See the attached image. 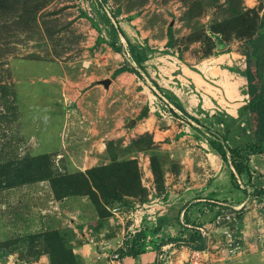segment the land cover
<instances>
[{
  "label": "rangeland",
  "instance_id": "1",
  "mask_svg": "<svg viewBox=\"0 0 264 264\" xmlns=\"http://www.w3.org/2000/svg\"><path fill=\"white\" fill-rule=\"evenodd\" d=\"M112 25L123 52L111 45ZM262 33L264 0H0V264H124L122 252L148 222L189 216L202 203L208 210L194 218L211 213L208 264H264V150L250 159L252 177H234L233 159L213 146L229 157L226 146L264 147V118L246 107L232 124L217 114L197 123L165 97L187 103L182 66L218 68L215 56L232 53L242 101L264 95L261 69L253 58L249 71L246 55ZM125 37L163 92L144 73L100 83L132 64ZM50 169L76 176L68 183L83 194L57 199L41 179ZM230 183L249 200H224L215 211L210 200L221 202ZM230 206L238 209L223 212ZM193 234L188 226L178 237ZM173 248L156 249L159 264H190L195 249Z\"/></svg>",
  "mask_w": 264,
  "mask_h": 264
},
{
  "label": "crops",
  "instance_id": "2",
  "mask_svg": "<svg viewBox=\"0 0 264 264\" xmlns=\"http://www.w3.org/2000/svg\"><path fill=\"white\" fill-rule=\"evenodd\" d=\"M234 57V53L215 56L217 62H223V64H220L218 68L210 66L207 67L206 70H203L200 66L199 70H196L188 65L182 66L184 67L182 68V78L190 83L191 88V90H189L190 92H188L185 88L183 89L187 103L181 96L175 92L172 93L179 98L190 114L198 118L203 123L210 120L213 121V119L207 118L208 114L214 119L217 117L213 116L217 114L219 115V118L221 117V121H225L226 124H232L242 117V113L246 107L249 108V106H247L249 105V102L242 101V79L231 70V66L235 62ZM220 59L224 60L221 61ZM156 82L158 81L156 80ZM158 84L161 87H164L159 82ZM171 89L173 90L174 88L172 87ZM230 185H232V187L230 186L226 192L218 194V199L222 200L221 202L218 200H210L213 203L210 204V206H213L215 211L217 209V211L224 209V207L215 205L217 202L222 203L224 200H231L235 203L242 202V205H244V203L249 200L248 198H250V194H245L243 189H237L232 183H230ZM200 208L208 210L207 205L204 203L199 204L198 207L192 208L191 212H189V218L192 223L196 222L197 219L194 218L196 213L195 211H199L200 215ZM184 214L185 213H182L180 217L175 219L173 216L160 213L154 218L156 221L155 223L153 221L148 222L149 227L145 228L147 231L146 240L144 241L143 254H141L138 260L132 257H125L123 259V263L159 264V254L156 250L158 248L163 250L169 248V252L174 254L177 249L173 248V246L177 243L168 242V240L177 238L183 227H190V225L184 221ZM210 216V212L203 216L201 214L200 221L202 225H207L206 222L209 220ZM196 223L198 224V222Z\"/></svg>",
  "mask_w": 264,
  "mask_h": 264
},
{
  "label": "trees",
  "instance_id": "3",
  "mask_svg": "<svg viewBox=\"0 0 264 264\" xmlns=\"http://www.w3.org/2000/svg\"><path fill=\"white\" fill-rule=\"evenodd\" d=\"M110 22V20H108ZM111 36H112V41L111 45L117 52H123L124 46L123 44L118 43V39L120 38L118 36V33L116 31V27L112 25L111 28ZM126 39V37H125ZM128 46H129V52L128 55L130 56V63L132 64H125L123 66H120L115 70L113 75L111 76L110 79H107L105 81L100 82L101 84H104L106 87H109L111 82L115 80L119 75L127 72H131L133 74L138 75L139 77H143V73L147 75V77L151 80L152 84L158 88L160 91L163 92V88L153 80L150 76L149 73L147 72L145 68V62L147 61V57L145 54L140 52L139 47L131 44L130 41L126 39ZM175 46L174 42V34L172 32V29H170L169 32V43L168 47L173 48ZM247 49L249 50V53H247L248 57V70L250 71L251 67L250 65L252 64L253 58L256 60V65L259 66L258 70V78L260 81L264 82V72L262 71V68L264 67V33L259 34L258 36L255 37H250L249 40L247 41ZM264 85V84H263ZM165 93V92H164ZM165 97L167 99H171L173 103L176 105V107L185 115V117L200 123V120L190 114L187 109L184 107L183 103L179 100V98L174 94H165ZM249 108L250 110L257 112L259 117L264 118V95L260 94L256 96L254 92L251 93V99L249 101ZM141 117L138 118L140 120ZM264 135V134H263ZM227 140V139H226ZM263 143H264V137H263ZM214 148L217 149L222 157L224 159H233L232 164L234 165V174L233 176H244L247 175L249 177H252V168L250 166V159L252 155L258 151V153H262L264 150L263 145L261 146H250L251 152L241 149V148H231L227 147V150L231 152V157L228 156L227 151L225 148L221 147L220 144H213ZM253 152V153H252ZM43 158L44 159V164L46 168L49 169V163H50V156L45 155ZM43 165V163H42ZM54 172L51 171V169L46 172L45 174H41V179H50L52 181V186L54 190V194L57 199H63L64 197H67L68 195L72 194H83L81 191V188H76L73 187L72 184L68 183L70 179L75 178L76 176L73 175H67L63 177H55L53 176ZM86 179L81 180V182H85ZM60 181L62 183L61 187L58 186L57 182ZM81 186H84V183L81 184ZM83 188V187H82ZM245 194H249L248 190L244 189ZM222 203H216L215 205L221 206ZM186 218V222L192 230L194 231L193 236H191L190 239L182 240L179 237L177 238H172L168 240V242H174V243H186L187 245H190L193 249L195 250H204L207 247V235L204 234V231L207 232L206 228L202 224H197L196 222H191L188 213L185 212L184 214ZM146 229H142L140 232H138L135 236L134 239L132 240V243L128 244V249L124 252H122L123 258L125 257H132L136 260L139 259L141 254H143L144 250V241L146 240Z\"/></svg>",
  "mask_w": 264,
  "mask_h": 264
},
{
  "label": "built area",
  "instance_id": "4",
  "mask_svg": "<svg viewBox=\"0 0 264 264\" xmlns=\"http://www.w3.org/2000/svg\"><path fill=\"white\" fill-rule=\"evenodd\" d=\"M231 209H238V207H230L227 208L226 210H223V212H229ZM221 210V209H220ZM223 215H220L218 217V223H220L221 221L224 220ZM227 217L230 219L231 217L234 218V220H237V216L236 214H228ZM204 234H206V232L204 231ZM190 264H208V260L206 259L205 256V252L202 250H192L190 253ZM116 259H119V255L117 254Z\"/></svg>",
  "mask_w": 264,
  "mask_h": 264
},
{
  "label": "water",
  "instance_id": "5",
  "mask_svg": "<svg viewBox=\"0 0 264 264\" xmlns=\"http://www.w3.org/2000/svg\"><path fill=\"white\" fill-rule=\"evenodd\" d=\"M10 257H11V260H15V256L10 255Z\"/></svg>",
  "mask_w": 264,
  "mask_h": 264
},
{
  "label": "bare ground",
  "instance_id": "6",
  "mask_svg": "<svg viewBox=\"0 0 264 264\" xmlns=\"http://www.w3.org/2000/svg\"><path fill=\"white\" fill-rule=\"evenodd\" d=\"M231 80V79H230ZM229 82H231V81H229ZM240 89V88H239Z\"/></svg>",
  "mask_w": 264,
  "mask_h": 264
}]
</instances>
